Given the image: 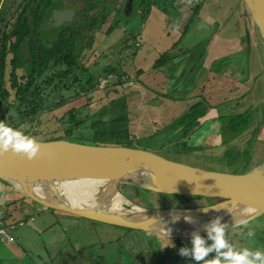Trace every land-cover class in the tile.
I'll use <instances>...</instances> for the list:
<instances>
[{
	"label": "rangeland",
	"instance_id": "obj_1",
	"mask_svg": "<svg viewBox=\"0 0 264 264\" xmlns=\"http://www.w3.org/2000/svg\"><path fill=\"white\" fill-rule=\"evenodd\" d=\"M147 1L148 0H131V2L129 3L130 10L129 7L126 8L127 0H74L73 2L77 4L78 10L81 11L84 9V12H86L88 7H90V2H102L100 6H98L99 4H97L96 8H101L102 12H104L105 21L104 23H102V26L100 27L98 32H95V34L96 36H98L97 34H100V36L98 37L102 38V34L105 33L106 29L114 23L115 27L110 31L107 38L108 40L105 43L107 44L109 40L113 41V38H116L115 34L119 32L117 31V29H121L125 32V34H130L129 41H127L126 44L127 47H130L128 48V51H124L125 54H128L129 51H133V49L135 48L133 46L132 39L136 38L134 35L135 33H140V21L141 19H144L145 15L147 14L146 11L148 10V8L146 9V6H151V3H147ZM155 1L157 3L160 2L161 4L163 3V7L168 13L169 18H175L177 15V7L179 8L180 6H182L179 4L181 0ZM217 1L220 4L223 2V4H227L229 0ZM238 1L239 0H234L233 4L236 3L237 6V3H239ZM19 3H21V0H15L14 6L10 10L9 14L5 16L4 21L10 18L12 10ZM68 3L72 5L71 0H57L53 3V7H61V9H63V7H69ZM231 3L232 1L228 3V6L231 7ZM233 4L231 9H235V11H237V7L233 6ZM142 8L144 9L143 11H141ZM222 8L227 10L226 6ZM206 10L208 11V8ZM82 14L83 13L80 14V12L72 13L71 21H69L70 19L67 21L65 20L66 23L61 25L53 26L51 22L48 27L46 25L42 29H40V27L38 29L40 40L47 43L51 37H48V34L52 35L51 33H56L57 28H59V26L62 27L65 24L69 30H73L76 33L79 32V29L82 25L87 26V21H84L85 18ZM219 14L220 16L226 15L225 12L222 13L221 10ZM240 16L241 12L234 13V16L229 20L228 23L230 24L231 22L234 25L240 22L242 23L243 20L242 17L239 18ZM73 19H75V24H73ZM190 20L192 21V24H190L186 28L185 33H178L176 36L178 41L177 47L182 51H184V48H186L187 50H185V52L189 51L188 55L192 56L197 54L199 50L201 51V49L207 43L206 41L202 42L201 40L204 36L207 37L211 33L212 28H209V26H207L204 21L198 20V18L195 16L193 18V16L191 15L188 21L186 19L187 23ZM196 24L199 25V32L195 31ZM72 25H75V27H73ZM2 28V25H0V32ZM240 32L241 30L239 29L238 33L236 32L237 35H241ZM198 33H200V35H198ZM174 36L175 35H172V37ZM46 37L48 38L45 39ZM151 40V43H155L154 49L158 50L159 53L164 51V45H162L161 43L163 39L158 40V38L152 37ZM168 40L172 41L171 35H169ZM97 41L98 38L95 39L92 46V49L94 48V50L91 49V46L83 47L80 45H73L77 48V51H79V57L82 62L89 68L90 71H92L93 74L95 72H99L100 69L98 68L104 65L106 61L104 57L99 58L102 45L100 41L99 46L96 48L95 44ZM116 41L118 40L116 39L114 42ZM160 48L163 49L159 50ZM113 53L114 54H111L113 55L111 60H113L115 56V52ZM201 55L202 56L200 59L203 60L202 57L204 56V53H201ZM237 55L238 57H236V54H230V56L226 57L225 59L223 57L218 58L215 61L216 66L212 65L211 71L215 72L214 74L217 75L221 73L219 85L214 84L213 80H211V88L213 92H208L205 90L203 95L197 94L200 96V98H196V100L194 99L193 95H190L193 98L187 104L191 105L193 103H197V101H201L203 107L205 108V111L209 108H213L216 112H219V109L221 112H223L224 108L226 107H228L229 111L230 108H238V103H245L243 109H247L250 113L255 110L253 111L252 124L257 127L259 121H261V125L263 123L261 129L259 130V134L261 136L258 137V140H261L260 144H258L257 139L251 141L252 146L254 147L253 153L251 154V161L252 163L258 164V162H260L264 158V80H262V85H260L259 87L260 90L257 89L258 91H255L253 88L252 91L249 90L248 92V89H245L243 87L244 82L241 84L242 81L246 80V74L244 73H246L247 71L244 67L243 56L242 53H238ZM9 58L10 55L7 57V61L9 60ZM186 58L187 56H185L184 60ZM96 59L99 60L96 61ZM127 60L129 61L130 59L125 58V61ZM94 61L95 66L93 65ZM137 64L142 65L141 62ZM171 65L172 63H169L168 66ZM20 68L21 69L18 68L16 70V75H25L24 70H26V68L24 66H21ZM7 70L8 68L6 69V71ZM212 76L215 77V75ZM108 80L109 81H107V83L110 81L115 82L112 77ZM249 85L251 86V82H249ZM133 86L134 83L132 84V82L130 81L124 87H126V89H131ZM234 88L235 90H237L236 92L239 91L241 92V94H235ZM116 89V91L119 92L118 89L120 88ZM231 90H233V94H228V91ZM110 91H112V88L108 86V91L106 92L107 94H104V96H108V98H106L105 100L101 99L103 97V94H99L100 99L96 106L102 104L103 109L101 111L105 112L106 119L112 116V114L114 115V118L117 117L119 119H126L124 122L115 125L114 127H107V129L103 132L105 134L104 136L107 137V139L103 140L102 143H121L123 145L128 144L131 147L149 150L170 160L207 171L233 174L243 172V167H245L244 164L239 165V163H232L230 165L227 163V158L226 160L223 158L227 146L231 143H228V145L226 144L225 146L226 142H222L223 140L221 138H224V134H221L222 132H220L219 134V124H217V121H210L206 123L203 121L204 124L202 125V127L193 131L187 143L189 145H199L201 151H195L192 154H181L179 156L175 154L177 152H175L173 149L174 144H176L180 140H183L184 138L181 139L177 136L167 137V135H164L163 132L159 135L151 137L152 139L144 138L146 135L151 134L155 129L165 124L167 120L169 121L170 117L182 114L186 111V108H183L184 104H186L185 100L182 101V105H176L178 103L177 98H180L179 96L183 94H165L166 96L164 98H161L160 94H150L149 90L147 92L148 94H109ZM9 93H11L10 95L12 96V90H9ZM11 96L9 99L12 98ZM241 96H244V98L241 100L237 99ZM173 99H177V101H173ZM216 99H218L219 101L217 102V104L214 103ZM224 99L227 101L225 102ZM113 100L114 103L110 104L109 102ZM52 101H55V98H53ZM178 109L180 110L175 113ZM92 111L93 107H90L88 109L83 108L81 112H83V115ZM98 117H100V115H98ZM217 120L218 122H220L219 117ZM255 120L256 122H254ZM52 123V125H49V127L51 128L56 126V123L54 121ZM214 124L216 125V127L214 129H211ZM206 125L207 128H204ZM44 127L45 126L39 128V133L50 129L49 127H47V129H45L46 127ZM57 136L62 138H65L67 136V139H71L74 137L72 136V134H57ZM117 136H119V138H115ZM245 136L247 138H251L249 132ZM33 137L38 139V135H33ZM232 142L236 146L231 145L232 147L230 148L237 147L236 149H239L243 146L242 141L236 140ZM221 143H223L224 145H221ZM240 162H243L242 159L240 160ZM3 188L4 190H7V187ZM11 189L12 188H9L10 191ZM3 192H0V195L5 194L8 191ZM70 193L72 194V199L77 206L90 207L92 205H99L104 199H107L105 205L108 209L111 210L123 211L124 209L128 208L141 209L144 207V203L142 200V195L144 192L138 190L133 191L130 188L125 189L120 186H117V190L113 191L111 190V187L109 185H99L92 182H86L70 187ZM147 197L149 199V202L151 203L149 204L150 207L159 206V204L155 201L153 195H151L150 197L145 196V198ZM167 199V202L164 201L166 205L163 206L169 207L171 204L173 206L186 207L189 205L194 206L197 204L198 207H204L213 204V201H210L206 198L192 201L184 198H181L179 200V197L172 196ZM32 208L33 213L36 212L44 215L51 213L54 215L59 214L51 212L48 209H44L36 204H32ZM54 215H52V217L55 219ZM60 216L63 217V215ZM221 218L224 219V217ZM65 220L66 221L63 222L58 220L57 224H55L54 222L52 228L43 232H39V228L42 229L38 224L39 220L35 219L34 225L37 226L36 229V227L32 223V221L34 222L33 217L22 218V220L20 221L21 224L17 225L13 232V243H11L9 246L0 244V264H60L63 263L64 260V264H86L89 259H91L90 257H98V260L103 264H156L158 256L157 258H155V261V259L153 258V256L155 257V253L163 251L165 249L172 250L174 247V240L169 238H157L147 234L143 235L141 233H138V236L130 234L126 235V231L122 228L113 227L111 225H105L101 223H91V221L70 216H68V218ZM249 228L255 232V236L252 238H248L244 234L247 229L242 230L240 227L228 229L227 231L230 241L237 248L248 247L251 250H264V240L260 241V236H257L259 234H262L264 238V215L249 221ZM178 230L181 229L176 227L174 231ZM258 230L260 231L258 232ZM204 236L206 237V235ZM179 240L182 244V247H191L190 238H179ZM155 246H158V248L156 249ZM82 247L84 248V251L80 252L79 249H81ZM73 249L74 251H77L76 254L71 253V250ZM68 255L73 257V259ZM169 259L170 258H165V262L163 264H169ZM178 264H196V262L191 258L182 257L180 255Z\"/></svg>",
	"mask_w": 264,
	"mask_h": 264
},
{
	"label": "trees",
	"instance_id": "obj_2",
	"mask_svg": "<svg viewBox=\"0 0 264 264\" xmlns=\"http://www.w3.org/2000/svg\"><path fill=\"white\" fill-rule=\"evenodd\" d=\"M55 1L57 0H21V3L17 4V6L12 10L10 18L5 21V16L9 14L10 10L14 6L15 0H4L0 7V25L3 27L0 32V121H4L9 126L24 132L26 135H38L37 140L39 141L68 140L80 143H89L93 145L131 147L128 144L123 145L121 143H102L103 140L107 139L103 133L107 127H114L115 125L124 122L126 118H114V115L112 114V116L106 119L105 112L101 111L103 109L102 104L96 106L100 99L98 93L101 91H104V93L107 92L105 90V86L103 89L101 88L102 90L98 88V78L100 76H103L104 78L111 76L115 81L110 82L112 86L116 85L120 88H126L124 86L127 85V82L122 79V76L125 74L120 71V65L118 63L107 66L102 65L100 68H98L100 71L93 74L92 71H90L80 59L77 48L73 46H90L94 42L93 35L95 32H98L102 26V23L105 21L104 12H102L100 7V9L96 8V5L99 4L98 6H100L102 2H90V7H88L86 12L83 11L84 9L80 11L83 13L82 15L85 18L84 21H87V26L82 25L79 29V32L76 33L73 30H69L66 25L62 27L59 26L57 30L55 29L56 33H51L52 35L48 34V37H51L46 43L40 40L38 29L40 27V29H42L45 25L48 27L51 23V12H54V10L57 9L56 7H53V3ZM238 2L240 3V0ZM231 8L232 7L227 5V11L232 10ZM193 11L192 14L195 16V10ZM74 20L75 19H73V24H75ZM72 26L75 27V25ZM114 27V23L110 25L106 29L105 35H108L110 31L114 29ZM125 37L126 38L124 39L121 47L123 49H128L130 46L127 47L126 44L127 41H129V36ZM132 40L133 46L135 48L133 51H131V55H133L137 49L135 39ZM177 45H173L171 48L173 49ZM9 55L10 58L7 61V57ZM101 57L102 56H99V58ZM176 57H178V55H175L173 51L168 52L167 50L158 56L153 64L152 69L161 70ZM98 60L99 59H96V61ZM93 65L95 66V61ZM21 66L26 68V70H24L25 75L17 76L16 70L18 68L21 69ZM7 68L8 70L6 71ZM117 71H120L122 76H118L121 74L117 73ZM9 90H12V96L10 95L11 93H9ZM115 91L116 90L113 92ZM10 96L12 97L11 99H9ZM160 96L161 98H164L166 95L160 94ZM53 98H55V101H52ZM79 98L83 99L82 106L78 108H70L65 112L57 111L54 117L52 116V122L54 121L56 123V126H54L55 129L51 132L46 130L42 133H39V127L41 125L39 118L42 114L50 113L53 110H63L61 108L65 109L69 102ZM106 98H108V96H104L103 94L101 99L105 100ZM191 98L193 97L187 96V98H184V100H191ZM243 98L244 96H241L237 99L241 100ZM182 99H178V101ZM173 101H177V99H173ZM226 101L227 100H225V102ZM109 103H114V100ZM238 104V108H230L229 111L228 107L224 108L223 112H221L219 109L217 119L218 117L220 118V122H218L219 134L220 132H222L221 134H224V138H221L223 140L222 142H226L225 146L226 144L228 145V143H231L227 146L225 150L226 152L224 154L225 157L223 156V158L225 160L227 158V163L230 165L232 163H239V165L244 164L245 167H243V172L238 173L241 174L257 165L251 161V154L254 150L251 141L255 139L258 140V137L261 136L259 134V130L261 129L263 123L261 125V121H259L257 127H255L252 124L253 111L255 110L250 113L247 109H243L245 103ZM90 107H93V111L82 115L83 112L81 111L83 108L88 109ZM184 108H186L185 112L170 117L169 121L167 120L165 124L155 129L153 131L154 133L152 132L151 134L146 135L144 138L148 139L163 132L164 135H167V137L177 136L181 139L184 138L183 140H180L174 144L173 149L175 152H177L175 153L176 155H187L192 154L195 151H201L199 145H189L187 142L193 131L202 127V120L205 116V108L203 107L201 101H197V103H193L188 106L186 103L184 104ZM98 115H100V117H98ZM254 122H256V120ZM248 132L251 138H247L245 136ZM57 134H72L74 137L67 139V136L62 138L58 137ZM115 138H119V136ZM236 140L242 141L243 146L239 149H236L237 147L230 148L232 147L231 145H235L232 141ZM260 142L261 140H258V144H260ZM221 145L224 144L221 143ZM241 159L243 162H240ZM101 184L102 183L99 185ZM0 185L7 187V189L12 188L8 182L2 180H0ZM120 187L125 189L130 188L133 191L138 190L126 185H120ZM142 192L145 193H143L144 196L142 195V200L144 203L143 208L147 209L167 207L163 205H166L165 202L168 201L167 198L172 196L179 197V200L181 198L192 201L203 199L202 197L196 196L162 195L149 191ZM151 195L154 196L155 201L159 204L158 207H150L149 204L151 203L149 202L148 197L145 198V196L150 197ZM18 196L20 195L18 194ZM20 198V200H24L29 204H34L33 202L22 198L21 196ZM208 200L213 201V203L218 201L215 199ZM15 203L16 202H11L7 206H12ZM170 206L177 209H191L198 207L197 204L186 207L173 206L171 204ZM50 211L55 212L56 214L59 213L58 215L68 216L57 211ZM92 222L93 221H91V223ZM122 229L126 231V235L130 234L138 236V233L145 235V233L141 231H135L126 228ZM262 240H264V238H262ZM181 247L182 244L180 243V240H174V247L172 250L165 249L155 253V257L153 256V258L155 259L158 256V260L156 261L155 259L156 264H163L165 262V258H170L169 264H178V260L180 258L179 249ZM155 248L157 249L158 246H155ZM83 249L84 248L82 247L79 249V251H84ZM71 253L76 254L77 251H74L73 249L71 250ZM71 258L73 259V257ZM90 258L91 259H89L86 264H103L98 260V257ZM64 262L65 260L60 264H64Z\"/></svg>",
	"mask_w": 264,
	"mask_h": 264
},
{
	"label": "water",
	"instance_id": "obj_3",
	"mask_svg": "<svg viewBox=\"0 0 264 264\" xmlns=\"http://www.w3.org/2000/svg\"><path fill=\"white\" fill-rule=\"evenodd\" d=\"M240 2L249 24L264 43V0ZM129 3L127 0L126 8ZM71 15L70 10L52 12V25L69 20ZM37 141L40 151L32 160L12 151L0 154V180L12 186V193L44 209L173 240L190 238L193 231L206 235L204 225L215 217H224L222 223L228 225V230L235 227L236 219L251 221L264 215V159L244 173L233 174L191 167L142 148ZM86 182L109 185L113 191L126 185L162 195L215 199L218 201L208 206H218L219 210L210 207L204 212L203 207L169 206L116 211L106 207L107 199L90 207L74 206L60 199L57 185ZM174 216L179 219L174 221ZM186 216L194 223L186 222ZM176 227L181 230L174 231ZM169 229L170 234L166 235Z\"/></svg>",
	"mask_w": 264,
	"mask_h": 264
},
{
	"label": "crops",
	"instance_id": "obj_4",
	"mask_svg": "<svg viewBox=\"0 0 264 264\" xmlns=\"http://www.w3.org/2000/svg\"><path fill=\"white\" fill-rule=\"evenodd\" d=\"M231 1L232 5L234 0H229L228 3ZM147 3H151V6H146V9L148 8V10L146 11L148 16L146 14L143 20L140 18V33L134 34L136 37L135 41L137 49L133 55H131V51H129L128 54H125L124 51H128V49H123L121 47L124 39L126 38L125 36H130V34H125L123 30L117 29V31L119 32L115 34L116 38H113V41L109 40L107 44L105 42L108 40L107 38L109 34L105 36V33H103L102 38L98 37L100 36V34H97L98 36H96V34L93 35L94 41L96 38H98V41L95 44L96 48L99 46V42L101 41L100 43L102 45V49H100L101 52L99 56H102L101 58L104 57L106 59L107 62L105 61L104 65L107 66L118 63L121 68L120 71L125 74L124 76H122L120 71H117V73L121 74L118 76H122V79L127 83L130 81L132 82V84L134 83V86L131 89H126L120 88L116 85L112 86L110 83L112 81H110L104 85L106 91H108V86L112 88V91H110L109 94H117L118 91L113 92L114 90H117L116 88H120L118 89V94H148V90L150 91V94H183L179 96L180 98H177H183L177 103V105H182V101H184V98H187V96L189 97L190 95H193L194 99H196L200 97L197 94L203 95L205 90L208 92H213L211 88V80H213L214 84L219 85L221 73L218 75L214 74L215 72L211 71L212 65L216 66L215 61L218 58L223 57L225 59L226 57L230 56V54H236V57H238V53H242L244 67L247 70L246 73H244L246 74V80L242 82L240 81L241 84L244 82L243 87L245 89H248V92L249 90L252 91L253 88L255 91H258L257 89H259L260 85H262V80H264V44L252 28V26L249 24V21L247 20L243 9H241V2L237 3V6L236 3L233 4V6L237 7V11H235V9L227 11L222 7H227L228 3L223 4V2L220 4L217 0H181L179 4L182 6H180L179 8L177 7V15L175 18L168 17V13L164 9L163 3H157L155 0H148ZM218 7L222 11V13L225 12V16H220V10ZM207 8L208 11L206 10ZM143 10L144 9L142 8L141 11ZM193 10H195V17H197L198 20L204 21L207 26H209V28H212V31L207 37L204 36L201 40L202 42H207L201 49V51L199 50L197 54L189 56V51L185 52V50H187L186 48H184V51H182L177 46L173 49L171 47L178 44L176 35L178 33H185L186 28L190 24H192L191 20L188 23L187 21L189 20V17L191 15L193 16ZM236 12H241V16L239 18L242 17L243 22H240L236 25L232 24L231 22L229 24V20L232 19L234 13ZM239 29L241 30V35H237ZM195 31L199 32L198 24H196ZM169 35H171L172 41L168 40ZM172 35L175 36L172 37ZM198 35H200V33H198ZM152 37L158 38V40L163 39L161 42L162 45H164L163 52L168 50V52L173 51L175 55H178V57L170 62L172 63L171 66H168L169 64H167L161 70L152 69L155 60L161 53H163H159L158 50L154 49L155 43H151ZM116 39L118 41L114 42ZM93 44L94 42L90 45L91 49ZM163 48H160L159 50H162ZM92 50H94V48ZM113 52H115V56L113 60H111L113 56L111 54H114ZM201 53H204V56L202 57L203 60L200 59L202 56ZM185 56H187V58L184 60ZM125 58L130 59L129 61L127 60L128 64L127 61H125ZM139 62H141L142 65H138L137 63ZM212 75H215V77ZM103 79H107V77L104 78L103 76H100L98 78V81ZM249 82H251V86L249 85ZM236 91L237 90H235L234 88L235 94H241V92ZM100 93L107 94L104 93V91H101L98 94ZM228 94H233V90L228 91ZM79 99L69 102L66 105L65 109L61 108L63 110H53L50 113L42 114L39 118L41 122L40 127L45 126L46 128H44L47 129L49 125H52L53 123L50 121L53 120L52 116L54 117L57 111L65 112L70 108L80 107L83 104V99ZM189 101L190 99L185 100L186 103H189ZM217 102H219L218 99H216L214 103L217 104ZM179 110L180 109H178L175 113H177ZM217 115L218 112H216L215 109L209 108L205 111V116L203 117L202 121H204L205 123L210 121H217ZM45 116L48 118H46ZM215 127L216 125L214 124L211 129H214ZM49 128L50 129L48 130L50 131H53L55 129L54 127ZM204 128H207V125ZM3 191L8 192L0 195V209L3 208L6 211L7 216L9 217L10 215L11 219L22 220V218L24 217H33V225L35 223V219L39 220L38 224L42 228H39V232H43L52 228L54 222L55 224H57L58 220L63 222L68 218V216L62 217L60 215H54L51 213L52 215H54V219L51 214L44 215L36 212L33 213L32 204H29L24 200H20L21 198L20 196H18V194L12 193L9 189L4 190L3 186L0 185V192ZM11 202L16 203L12 206H7ZM35 227L37 229V226ZM259 231L260 230H258V232ZM257 236H260V241H262L263 236L260 234Z\"/></svg>",
	"mask_w": 264,
	"mask_h": 264
},
{
	"label": "clouds",
	"instance_id": "obj_5",
	"mask_svg": "<svg viewBox=\"0 0 264 264\" xmlns=\"http://www.w3.org/2000/svg\"><path fill=\"white\" fill-rule=\"evenodd\" d=\"M8 151L22 154L28 160H32L40 151V143L35 137L26 135L4 121H0V154ZM210 207L219 210L218 206H208L203 207V211L207 212ZM178 219L179 216L173 217L174 221ZM184 219L188 223H194L191 217L186 216ZM234 225L242 230L247 229L244 234L248 238L255 236V232L249 228L247 219H236ZM227 227L226 223H222L221 217H215L204 225L206 237L193 231L190 237L191 247H181L179 255L191 258L196 264H264V250H251L248 247L237 248L228 237ZM170 231V229L167 230L166 235L170 234Z\"/></svg>",
	"mask_w": 264,
	"mask_h": 264
},
{
	"label": "built area",
	"instance_id": "obj_6",
	"mask_svg": "<svg viewBox=\"0 0 264 264\" xmlns=\"http://www.w3.org/2000/svg\"><path fill=\"white\" fill-rule=\"evenodd\" d=\"M111 78V76H109ZM99 80L98 87L103 88L107 83L108 79ZM21 220L11 219L10 215L7 216L6 211L1 208L0 209V244L9 245L13 243V232L17 225H20Z\"/></svg>",
	"mask_w": 264,
	"mask_h": 264
},
{
	"label": "bare ground",
	"instance_id": "obj_7",
	"mask_svg": "<svg viewBox=\"0 0 264 264\" xmlns=\"http://www.w3.org/2000/svg\"><path fill=\"white\" fill-rule=\"evenodd\" d=\"M92 183H94V182H92ZM77 184H81V183H61V184L57 185L56 189H57V192H59V194L58 193L57 194L61 197L60 199H64V201H67L70 204L77 206L74 203V200L72 199L73 198L71 196L72 194L70 193V187L77 185Z\"/></svg>",
	"mask_w": 264,
	"mask_h": 264
},
{
	"label": "flooded vegetation",
	"instance_id": "obj_8",
	"mask_svg": "<svg viewBox=\"0 0 264 264\" xmlns=\"http://www.w3.org/2000/svg\"><path fill=\"white\" fill-rule=\"evenodd\" d=\"M3 1H4V0H0V7H1ZM73 1H74V0H71L72 5H70V4L68 3V5H69L70 8H69V7H66V8L63 7V9H61V7H56L57 9H55L54 12H59V11L69 10V9H70V11H71L72 13L80 12V10H77V4L74 3ZM66 4H67V3H66ZM51 14H52V12H51ZM80 14H81V12H80ZM71 16H72V15H71ZM50 20H51V22H52L51 16H50ZM69 21H71V17H70V20H69ZM72 21H73V20H72ZM64 23H66V22L64 21V22H62L61 24H64ZM61 24H59V25H61ZM65 25H66V24H65ZM170 207H171V206H170Z\"/></svg>",
	"mask_w": 264,
	"mask_h": 264
}]
</instances>
